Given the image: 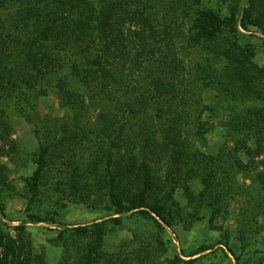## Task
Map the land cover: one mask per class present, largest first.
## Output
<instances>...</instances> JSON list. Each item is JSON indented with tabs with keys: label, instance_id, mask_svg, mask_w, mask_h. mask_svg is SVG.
<instances>
[{
	"label": "trees",
	"instance_id": "trees-1",
	"mask_svg": "<svg viewBox=\"0 0 264 264\" xmlns=\"http://www.w3.org/2000/svg\"><path fill=\"white\" fill-rule=\"evenodd\" d=\"M147 1L0 0V127L6 111L26 116L54 90L75 114L70 132L62 126V144L57 136V145L39 148L29 201L49 162L64 157L59 174L76 188L89 176L106 199V217L118 216L68 229L86 242L69 244L59 233L57 264H201L209 250L227 264H264V56L262 65L255 61L264 54V0H169L161 14L142 6ZM206 91H218L217 102L204 104ZM216 120L246 161L195 146ZM235 173L249 181L240 190L239 251L228 239L218 243L234 263L218 244L163 257L167 228L188 231L203 210L221 216L215 202ZM128 214L156 231L154 244L108 251L106 238ZM8 250L0 264H46Z\"/></svg>",
	"mask_w": 264,
	"mask_h": 264
},
{
	"label": "rangeland",
	"instance_id": "rangeland-1",
	"mask_svg": "<svg viewBox=\"0 0 264 264\" xmlns=\"http://www.w3.org/2000/svg\"><path fill=\"white\" fill-rule=\"evenodd\" d=\"M169 4V0H148L142 6L151 7L156 14H161L164 7ZM253 35L258 37L254 42L260 44L259 39L263 38L262 35L260 33ZM263 56V53H258L255 60L258 66L263 64ZM218 93L206 91L203 103L217 102ZM37 103L30 107L26 116L17 114L15 110L6 111V127H0V201L3 205V211L0 210V234L3 235L0 259L9 247L8 257L17 255L23 258L28 253L30 259L39 256L46 264H57L62 254V248L56 246L59 244V233L62 232L63 239L69 244L81 240L86 242L85 237L77 236L73 230L68 229L118 216L106 217V199L93 192L97 191V188L93 187L94 183L89 176L86 185L79 183L76 188L70 185L67 175L59 174L60 168H66L64 157L53 158L49 162L38 185V197L34 202L29 201L27 181L36 168L35 160L39 148L44 146L46 141L57 145V141L52 142L57 136L62 144L61 133H65L62 126H66V131L70 132L75 117L69 100L58 95L57 90L51 91ZM193 142L203 154L212 155L223 150V154L230 160L240 157L246 161L238 151L235 141L225 137L224 123L221 120L214 121L212 128L194 138ZM250 148L255 152L253 146ZM85 156L87 157L88 153H85ZM242 183L249 184V181H243L240 174L235 173L230 186L216 199L215 206L222 210L218 218L213 219L209 211L203 210L200 219L190 230L186 231L177 226L167 228L171 244L166 243L165 247L162 246L163 257L181 255L182 250L187 255L203 245H215L227 239L229 248L237 253L239 249L235 239L242 229L243 202L240 195ZM185 197L181 189L176 191V198L184 210ZM29 214L46 217L51 222L28 223ZM155 237L156 231L148 223L128 214L123 217L122 224L106 238V249L110 252L119 250L126 253L140 245L139 248L152 246ZM259 241H264L262 236ZM217 247L224 249L228 259L234 263L233 257L222 244H218ZM209 252L211 251L199 254L208 255L199 263L227 264V260L220 253L213 256L208 254ZM187 259L183 257V260Z\"/></svg>",
	"mask_w": 264,
	"mask_h": 264
}]
</instances>
